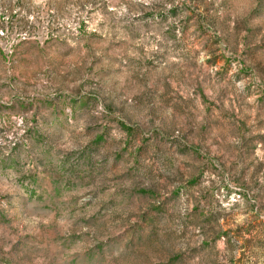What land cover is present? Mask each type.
Here are the masks:
<instances>
[{
    "label": "rangeland",
    "instance_id": "rangeland-1",
    "mask_svg": "<svg viewBox=\"0 0 264 264\" xmlns=\"http://www.w3.org/2000/svg\"><path fill=\"white\" fill-rule=\"evenodd\" d=\"M0 264H264V0H0Z\"/></svg>",
    "mask_w": 264,
    "mask_h": 264
}]
</instances>
